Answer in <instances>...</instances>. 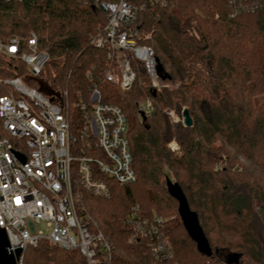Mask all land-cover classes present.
<instances>
[{"label":"trees","instance_id":"obj_1","mask_svg":"<svg viewBox=\"0 0 264 264\" xmlns=\"http://www.w3.org/2000/svg\"><path fill=\"white\" fill-rule=\"evenodd\" d=\"M137 16L140 35L150 36L142 43L154 52L159 82L175 81L179 88L158 92L136 61L130 90L99 82L102 102L130 120L127 139L137 175L126 187L111 183L108 198L84 193L87 213L114 248L111 264H158L146 246L126 244L124 220L134 206L143 216L175 212L164 226L169 264H264V9L232 16L229 0H168ZM105 23L87 0H0V40L35 34L50 58L40 76L67 92L70 107L88 100L86 73L107 63L105 51L89 45ZM14 64L0 59V79L22 74ZM140 100L149 112L138 111ZM184 106L192 125H171L163 110ZM70 115L76 126L78 114ZM172 138L181 148L178 158L167 149ZM162 167L173 173L210 256L185 231L179 202L167 188L170 179L160 182ZM52 263L85 264L77 251L46 241L26 249L21 264Z\"/></svg>","mask_w":264,"mask_h":264},{"label":"built area","instance_id":"obj_2","mask_svg":"<svg viewBox=\"0 0 264 264\" xmlns=\"http://www.w3.org/2000/svg\"><path fill=\"white\" fill-rule=\"evenodd\" d=\"M87 1L106 17L89 45L105 51L107 63L98 72L91 68L86 73V102L70 107L67 92L40 76L50 58L38 48L35 34L30 32L25 41L0 40V59L24 65L22 74L0 79L6 92L0 95V228L8 238V251H21L16 264L22 263L26 249L41 241L64 252L77 251L85 264H111L114 248L87 213L84 193L108 198L111 183L126 187L137 179L127 119L119 107L102 102L99 82L121 92L130 90L136 78L131 61H136L150 86L159 89L154 52L142 43L150 36L140 35L137 15L147 8H164L168 0H142L137 5L128 0ZM229 7L232 16L253 13L264 9V0H229ZM71 110L79 117L76 126L71 124ZM169 149L176 151V144ZM43 224L47 233L37 230ZM124 225L128 246H146L158 264H169L172 249L164 217L140 215L134 206Z\"/></svg>","mask_w":264,"mask_h":264},{"label":"water","instance_id":"obj_3","mask_svg":"<svg viewBox=\"0 0 264 264\" xmlns=\"http://www.w3.org/2000/svg\"><path fill=\"white\" fill-rule=\"evenodd\" d=\"M141 115H143L142 112ZM181 115L183 127H190L192 125V120L190 115H188V110L186 108L181 112ZM167 188L169 189L171 196L179 202L178 213L179 216H181L185 231H187L190 238L195 242L197 249L202 254L210 256L212 252L206 243L202 230L198 227L197 218L189 211L187 203L185 202L179 188H177L175 184H171L169 181L167 182ZM8 247V238L6 237L4 230L0 228V264H16V261L21 254L19 249H15V252L11 253L8 251ZM214 253L216 254V251Z\"/></svg>","mask_w":264,"mask_h":264},{"label":"rangeland","instance_id":"obj_4","mask_svg":"<svg viewBox=\"0 0 264 264\" xmlns=\"http://www.w3.org/2000/svg\"><path fill=\"white\" fill-rule=\"evenodd\" d=\"M1 60H5V61H10V60H7L5 58H1ZM17 65H19L20 68H23L24 69V65H22L21 63L19 62H15ZM5 69V67H4ZM22 69V70H23ZM146 82H147V79H146ZM33 86H36L35 84ZM179 88V83L178 82H159V89H158V92L162 91V90H167V91H171V90H174V89H177ZM139 107H148V104L147 102H145L144 100H140L139 103H138V111H139ZM184 108H186V106L184 107H181V110L180 112H177L174 108H169V109H165L163 110V113L165 114V116L168 117L169 119V123L171 125H175V124H180L182 127V115H181V112L184 110ZM130 124V120L128 119L127 121V127L129 126ZM184 128V127H183ZM170 144H176L177 146V150L176 151H172L169 149V146ZM167 149L169 150V152L174 156V157H180L181 155V148H180V145L176 142V140L174 138L170 139V141L168 142L167 144ZM161 176H160V182L163 184L164 180H165V176L168 177L171 181V184L175 181V178H174V175L172 172H170L166 167H162V171H161ZM167 215V216H166ZM166 215H161L162 217H164V219H173L174 216L176 215L174 211L172 212H167ZM37 230H41L42 232L44 233H47V229L45 228L44 224L42 226H38L37 227ZM229 262H232V259H228Z\"/></svg>","mask_w":264,"mask_h":264}]
</instances>
